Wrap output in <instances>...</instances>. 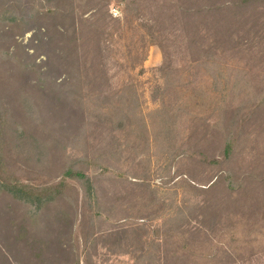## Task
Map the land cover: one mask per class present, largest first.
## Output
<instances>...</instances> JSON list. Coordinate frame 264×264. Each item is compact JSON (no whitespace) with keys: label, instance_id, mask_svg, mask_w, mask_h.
Returning a JSON list of instances; mask_svg holds the SVG:
<instances>
[{"label":"rangeland","instance_id":"obj_1","mask_svg":"<svg viewBox=\"0 0 264 264\" xmlns=\"http://www.w3.org/2000/svg\"><path fill=\"white\" fill-rule=\"evenodd\" d=\"M0 110L16 178L92 185L0 192V264H264V0H0Z\"/></svg>","mask_w":264,"mask_h":264},{"label":"trees","instance_id":"obj_2","mask_svg":"<svg viewBox=\"0 0 264 264\" xmlns=\"http://www.w3.org/2000/svg\"><path fill=\"white\" fill-rule=\"evenodd\" d=\"M246 0H243V2ZM6 116L0 110V192L5 196L15 199L17 201H23L31 204L32 208L39 209L44 204L52 202L53 199H60L65 196L71 190L69 180H76L83 188L85 197L89 200L92 197L91 182L88 175L80 167L72 165L66 166L61 171V177L57 183L47 185H33L25 183L16 178L8 168L7 164V152H6ZM232 149V143L230 139L225 142L223 154L225 157L229 156ZM216 162V160H212ZM233 232L230 233V236ZM251 239V238H250ZM204 257V255H203Z\"/></svg>","mask_w":264,"mask_h":264}]
</instances>
